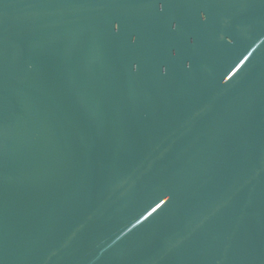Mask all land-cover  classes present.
<instances>
[{
    "label": "water",
    "instance_id": "water-1",
    "mask_svg": "<svg viewBox=\"0 0 264 264\" xmlns=\"http://www.w3.org/2000/svg\"><path fill=\"white\" fill-rule=\"evenodd\" d=\"M0 264H264V0H0Z\"/></svg>",
    "mask_w": 264,
    "mask_h": 264
},
{
    "label": "snow or ice",
    "instance_id": "snow-or-ice-1",
    "mask_svg": "<svg viewBox=\"0 0 264 264\" xmlns=\"http://www.w3.org/2000/svg\"><path fill=\"white\" fill-rule=\"evenodd\" d=\"M157 207H159V205H157ZM153 211H155V209H153Z\"/></svg>",
    "mask_w": 264,
    "mask_h": 264
}]
</instances>
